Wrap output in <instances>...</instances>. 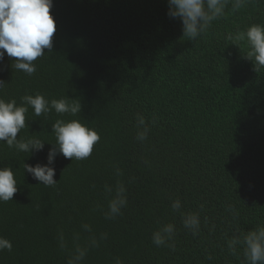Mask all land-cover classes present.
Returning <instances> with one entry per match:
<instances>
[{"label":"trees","instance_id":"1","mask_svg":"<svg viewBox=\"0 0 264 264\" xmlns=\"http://www.w3.org/2000/svg\"><path fill=\"white\" fill-rule=\"evenodd\" d=\"M167 12V0H53V48L34 61L37 71L27 76L12 69L15 58L5 53L0 95L17 103L36 92L78 99V118L101 139L86 160L57 155L55 187L23 172V162L47 163L50 143L27 154L0 142V166L11 165L18 182L13 200L0 202V236L13 244L11 252H0V264H66L57 229L71 232L82 221L108 233L85 264H114L116 256L124 264H241L224 243V207L236 205L242 230L264 222V69L256 72L243 47L225 36L264 23V0L227 11L195 41L182 36L181 22ZM137 112L159 117L143 144L135 140ZM57 118L54 111L36 117L29 108L18 138L54 142ZM116 163L126 182L135 180L127 185L124 214L112 221L91 209L103 201V184L113 182ZM175 196L186 210L204 203L201 216L212 218L217 231L202 226L194 237L184 230L170 210ZM161 219L177 225L174 252L151 241Z\"/></svg>","mask_w":264,"mask_h":264},{"label":"clouds","instance_id":"2","mask_svg":"<svg viewBox=\"0 0 264 264\" xmlns=\"http://www.w3.org/2000/svg\"><path fill=\"white\" fill-rule=\"evenodd\" d=\"M167 15L178 19L182 26V36L189 41H195L204 35L214 21L223 18L227 11L238 12L245 7L247 0H167ZM53 0H0V61L5 53L15 58L12 69L22 71L32 76L37 67L34 61L44 56L45 49L50 53L53 48V35L56 32V21L50 14ZM225 38L239 47H243V58L253 62L254 70L264 69V23H251L244 30L235 34L227 33ZM241 42H244L242 45ZM6 82L0 79V93ZM29 108L36 117H47L53 111L58 118L51 124L54 142L42 139L37 135L26 134L18 138V133L26 128V113ZM82 105L78 99L68 96L47 98L43 93H25L17 103L15 98L5 99L0 95V142L14 149L17 153H35L44 149L45 143L51 144L47 153V163L35 165L23 162V172L30 174L38 184L45 187H55L58 183L55 177L54 162L58 154L75 161L88 159L101 136L98 130L78 118ZM69 117V118H65ZM159 120L157 114L145 117L135 114V140L141 144L149 139L152 126ZM28 156V155H27ZM147 167L152 162L141 157ZM113 182L103 184V201L94 202L92 211L99 212L106 220L115 221L124 213L128 206V184L134 182L130 177L126 182L124 171L118 163L112 165ZM95 187V185H93ZM18 191V182L11 165L0 166V202L13 200ZM170 210L178 214L181 227L196 237L201 234L202 226L209 233L217 231L216 222L208 215L201 216L205 204H199L197 209H185L179 196L169 197ZM223 223L228 229L222 230L224 243L229 255L241 260V264H264V222L257 223L249 230H242L238 225L240 211L235 204L228 202L224 207ZM230 230V235H229ZM177 225L174 220H157L151 232V241L156 247H166L176 250ZM107 232H99L92 224L82 221L78 229L66 232L63 227L57 229L58 247L66 255V264H85L91 250L100 247L106 241ZM13 249L12 242L0 236V252ZM114 264H124L116 256ZM207 259L211 260L209 254Z\"/></svg>","mask_w":264,"mask_h":264}]
</instances>
